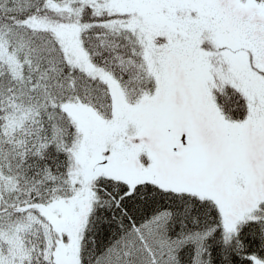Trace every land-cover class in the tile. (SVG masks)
<instances>
[{"label":"snow or ice","instance_id":"6c2138e0","mask_svg":"<svg viewBox=\"0 0 264 264\" xmlns=\"http://www.w3.org/2000/svg\"><path fill=\"white\" fill-rule=\"evenodd\" d=\"M0 264H264V0H0Z\"/></svg>","mask_w":264,"mask_h":264}]
</instances>
